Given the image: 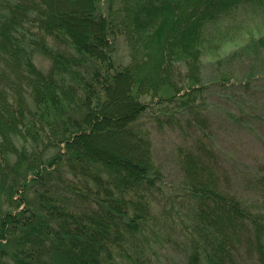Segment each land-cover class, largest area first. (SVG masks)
<instances>
[{
  "label": "trees",
  "instance_id": "1",
  "mask_svg": "<svg viewBox=\"0 0 264 264\" xmlns=\"http://www.w3.org/2000/svg\"><path fill=\"white\" fill-rule=\"evenodd\" d=\"M101 1L0 0V264H157L162 173L134 128L144 96L177 103L193 128L178 153L186 264H264V176L254 209L221 185L195 87L208 28L264 0ZM114 36L125 66L110 57Z\"/></svg>",
  "mask_w": 264,
  "mask_h": 264
},
{
  "label": "rangeland",
  "instance_id": "2",
  "mask_svg": "<svg viewBox=\"0 0 264 264\" xmlns=\"http://www.w3.org/2000/svg\"><path fill=\"white\" fill-rule=\"evenodd\" d=\"M101 3L106 10L105 0ZM218 27L208 28L206 42L199 46L201 82L195 86L200 89L196 103L214 136L210 146L214 142L218 151L221 185L254 209L261 202L256 179L264 176V12L240 9ZM111 47L114 65H127L130 58L124 37L114 36ZM35 60L38 67H47V61ZM179 70L185 71L183 65ZM166 100L141 97L150 109L134 128L149 134L153 160L162 173L152 197L153 212L162 222L150 230L148 238L155 246V260L157 264H186L184 247L188 246L182 247L181 235L189 228L191 207L190 194L182 186L178 153L188 150L194 136L193 128L185 127L189 118L180 116L177 103ZM168 113L175 114V119L166 123Z\"/></svg>",
  "mask_w": 264,
  "mask_h": 264
}]
</instances>
